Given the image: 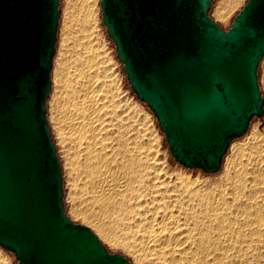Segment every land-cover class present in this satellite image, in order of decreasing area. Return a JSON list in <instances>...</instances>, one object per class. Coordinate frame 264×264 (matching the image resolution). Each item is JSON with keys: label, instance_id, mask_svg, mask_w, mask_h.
I'll return each mask as SVG.
<instances>
[{"label": "water", "instance_id": "1", "mask_svg": "<svg viewBox=\"0 0 264 264\" xmlns=\"http://www.w3.org/2000/svg\"><path fill=\"white\" fill-rule=\"evenodd\" d=\"M213 0H99L101 23L135 98L181 167L218 173L264 115V0L224 30ZM59 0H0V248L16 264H132L65 212L47 121Z\"/></svg>", "mask_w": 264, "mask_h": 264}, {"label": "bare ground", "instance_id": "2", "mask_svg": "<svg viewBox=\"0 0 264 264\" xmlns=\"http://www.w3.org/2000/svg\"><path fill=\"white\" fill-rule=\"evenodd\" d=\"M82 2L77 9L82 43L73 58L58 61L59 91L51 96L57 133L62 143L70 137L77 148L67 160L75 173L72 188L84 186L102 211L146 241L143 247L124 244L137 264H264V136L253 132L246 144L232 148L221 180L164 182L156 161L141 153L139 136L131 135V117L116 113L119 81L112 64L101 46L85 42L97 28L95 0ZM226 6L216 7L217 17L227 15ZM78 202L70 205L75 217L106 241L125 243V229L116 235Z\"/></svg>", "mask_w": 264, "mask_h": 264}, {"label": "rangeland", "instance_id": "3", "mask_svg": "<svg viewBox=\"0 0 264 264\" xmlns=\"http://www.w3.org/2000/svg\"><path fill=\"white\" fill-rule=\"evenodd\" d=\"M230 1L231 0H213L212 6H211V9L209 12L210 17L216 23H218L224 30H227L230 27V24H231L234 16L242 9V7L244 6V4L246 3L247 0H234L233 3H231L232 6L229 7ZM98 2H99V0H95V14H97V15H95V17L97 19L96 27L98 28V30H97V28H95V32L92 33L91 36L89 35L88 38L86 37L85 42L90 41L88 44L95 45V46H101L102 49L104 50L107 58H108L107 59L108 63L112 64L111 65V67L113 69L112 71H113L114 75L116 76V78H118V81H119L118 82L119 85L117 84L118 89H116V91H115L116 95L114 96L115 101L117 102L116 113L120 116L126 115V116L131 117V120L133 121L132 122V128H131V135L137 134L139 136L140 143H141V145L143 144L141 146V153L143 155H145L146 157L153 158V160L156 161V162H154V164L156 165V166L154 165L155 168L157 167L156 170L158 172H160L159 175L161 176V178H163L164 182H166V183L169 182V185H171L172 183L174 185L175 182L176 181L179 182L180 179H184L186 181H191V182H196V184H199V183L203 184L202 181H204V184H205V183H214L213 181L221 180L223 177V174H224V170H225V167H224L225 162H226L225 160L227 159V157L231 153L232 148H234V147L236 148L240 145L246 144L253 132L258 131V133H260L261 135L264 136V134H263L264 133V115L261 118L254 119L252 121V123L250 124V127H249L247 133H245L241 138L236 139L235 141H233L231 143L229 150H228V153L223 160L222 168L218 173L213 174V175H206V174H203L199 170H188V169L181 167L169 155L167 145L164 143L163 135L158 129V126H157V123H156L154 116L152 115L150 110L146 107V105L143 104L142 102L138 101L135 98L134 94L132 93V91H131V89H130L127 81H126L125 75L121 71V63L115 57L114 45L111 42V40L107 37L106 32H105V28L103 27V25L101 23L100 8H99ZM226 3L228 5V6H226L228 9H226L227 11H225V12H227V13H225V14H227V15L223 16V17H217V15H216L217 8L216 7L217 6L219 7V6L226 4ZM82 4H83L82 0H79V1L78 0H76V1L75 0H72V1L71 0H59L60 18H59V25H58V32H57V41H56V45H55L56 50H55V55L53 58V67L51 70L52 88H51V92L49 95V99L47 100V103H46V108H47L46 117H47L48 125H49L50 130H51V139L54 142L55 148L57 150V155H58L61 167H62V180H63V190H64L63 201H64V205H65V212L68 215V217L72 221H74L75 223L82 224V225L89 227L97 235V237L101 240V242L105 245V247L107 248V250L109 252L120 253V254L124 255L125 257H127L131 261L132 264H137L133 255L130 253V249L128 247H125L124 244H127V243L131 244L133 242L132 243L133 245L138 244L137 246L140 245L143 247V246H145L146 241H142L140 239L139 235L134 232V229L133 230L131 228L128 229L129 231H133V232H129L128 230H126L127 228L125 229V225H124L122 220L117 219V217L112 215V214H109V216H108V213L104 209L102 211V208L101 207L99 208V205H97L96 202H93V200H92L93 198L85 192L86 188H84V186H81V185L76 186L75 185V189H74V187L72 188V185H73L72 183H74L75 173H74V170L69 167L67 160H70L74 157V153L76 152L77 148H76L74 141L70 137H68L67 141H64L62 143L61 138L58 135L56 127L54 125L55 121L52 117L53 116L52 113H53L54 103L52 102L51 96H52L54 91H57V92L59 91L57 89L56 84H57V79H59V75L61 73L59 71L60 69H58V71H57V68L58 67L60 68V66H61L60 60L63 59L64 57L73 58L74 57L73 54L75 53V52H73V49H75V46L77 44L82 43V39H81L82 32H81V28L78 27L81 25L78 10L79 9L81 10V8H79V7H81ZM97 34H99V35H97ZM79 39H81V40H79ZM91 40H94V41H92V43H91ZM78 41H80V42H78ZM61 52H64V53H61ZM66 53H67V55H66ZM58 61H60V62L58 63ZM114 68H115V70H114ZM56 73H57V75H56ZM258 82H259V86H260V89H261V92H262V95L264 98V59L262 60L260 66H259ZM54 88H56V89H54ZM65 98H66V96H65ZM66 101H68V100H66ZM126 111H128V112H126ZM141 137H143V138H141ZM70 141H71V143H70ZM146 153H147V155H146ZM153 155L155 157H153ZM157 164L160 167L159 170H158L159 167L157 166ZM71 190L76 192V196L71 197V192H70ZM81 200H82V202H81ZM78 201L81 202V205L83 207L84 206L86 207L89 215H93L91 217H93V218L95 217V219L99 218L98 220H100V222L105 223L106 225H108V227L111 226L110 229L113 232L117 231L116 235L121 237L122 234L124 233L123 230L125 229V233L127 232L126 234H128V235H126L124 233L125 235L122 236V240H123L122 242L125 241V243H123L121 245V244H114V243L106 241L105 239H103L100 236V234L95 230V228L91 224H89L88 222L83 220V218L81 219V217H75L72 214L70 205L73 204V202L79 203ZM114 219H116V220H114ZM107 222H108V224H107ZM122 223H123V225H122ZM119 230H121V231H119ZM123 237H124V239H123ZM133 237L137 238V240L135 238L133 239ZM140 242H141V244H140ZM0 264H16V262H15L13 255L10 252H7V251L3 250L2 248H0Z\"/></svg>", "mask_w": 264, "mask_h": 264}, {"label": "trees", "instance_id": "4", "mask_svg": "<svg viewBox=\"0 0 264 264\" xmlns=\"http://www.w3.org/2000/svg\"><path fill=\"white\" fill-rule=\"evenodd\" d=\"M165 143V142H164ZM166 144V143H165ZM225 158V157H224ZM224 160V159H223Z\"/></svg>", "mask_w": 264, "mask_h": 264}]
</instances>
